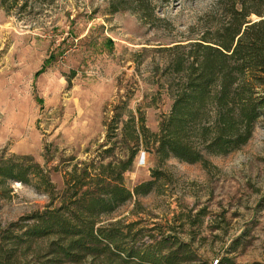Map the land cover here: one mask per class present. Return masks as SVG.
Here are the masks:
<instances>
[{
	"label": "rangeland",
	"instance_id": "1",
	"mask_svg": "<svg viewBox=\"0 0 264 264\" xmlns=\"http://www.w3.org/2000/svg\"><path fill=\"white\" fill-rule=\"evenodd\" d=\"M243 2L251 5L0 0V160L39 173L28 184L0 186L3 251L7 239L22 235L28 217L51 202L41 177L54 187L57 208L74 195L85 171L92 177L100 165L127 160L133 130L142 125L158 134L173 101L174 63L184 60L190 44L217 38L232 6ZM207 159L209 170L173 158L158 163L139 148L125 187L152 181L156 169L162 176L149 195L133 197L99 225L118 223L135 248L171 236L170 247L183 246L182 264H264V119L240 151ZM44 248L20 244L16 255L47 263Z\"/></svg>",
	"mask_w": 264,
	"mask_h": 264
},
{
	"label": "trees",
	"instance_id": "2",
	"mask_svg": "<svg viewBox=\"0 0 264 264\" xmlns=\"http://www.w3.org/2000/svg\"><path fill=\"white\" fill-rule=\"evenodd\" d=\"M248 2L251 5L243 2L232 6L230 19L217 31V38H202L190 44L184 60L174 63L177 83L173 101L158 134H150L142 125L133 130L127 160L100 165L92 177L85 171L77 179L82 183L76 185L74 195L61 199L57 208L53 207L54 187L48 179L40 178L51 202L19 227L24 229L21 236L7 239L10 247L5 251L0 248V264H32L17 257L16 247L20 244L35 245L40 250L45 247L43 256L48 260L41 264H82L88 259L97 264L185 261L180 257L183 246L178 248L172 243L177 247H170L171 236L162 235L154 247L135 248L126 241L128 231L124 233L118 223L99 225L100 218L133 197L149 195L162 176L156 169L151 172L152 181L132 190L125 187L124 175L131 171L139 148L153 152L158 163L173 158L209 170L212 165L207 156L225 157L249 142L256 123L264 119V0ZM252 15L258 19L251 21ZM31 168L13 160H0V186L7 181L28 184L30 176H39L37 167ZM85 179L88 182L84 183ZM138 234L144 236L143 231Z\"/></svg>",
	"mask_w": 264,
	"mask_h": 264
}]
</instances>
